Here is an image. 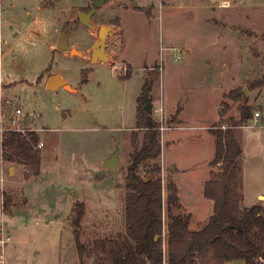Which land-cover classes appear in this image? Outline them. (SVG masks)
<instances>
[{"label":"rangeland","instance_id":"rangeland-1","mask_svg":"<svg viewBox=\"0 0 264 264\" xmlns=\"http://www.w3.org/2000/svg\"><path fill=\"white\" fill-rule=\"evenodd\" d=\"M94 1L0 0V210L11 237L4 264H82L71 221L76 203L85 207L86 246L124 236L131 140L136 133L141 143L136 118L148 102L162 126V156L138 172L163 181L164 226L169 210L201 219L210 213L204 185L221 172L210 164L214 131L229 119L241 124L243 109L250 119L234 128L243 152L241 204L264 206V0H108L92 30L78 16ZM112 25L109 62H93L99 28ZM66 29L79 55L56 48ZM52 75L71 90L48 88ZM145 83L151 100H139ZM1 128L40 135L38 176L27 178L18 166L9 173ZM114 154L116 171L104 166ZM155 163L160 176L144 167ZM172 181L181 210L169 205ZM84 264L97 263L86 256Z\"/></svg>","mask_w":264,"mask_h":264},{"label":"trees","instance_id":"trees-1","mask_svg":"<svg viewBox=\"0 0 264 264\" xmlns=\"http://www.w3.org/2000/svg\"><path fill=\"white\" fill-rule=\"evenodd\" d=\"M88 73V70L82 71L83 82L87 81ZM151 91V84L145 83L139 100H151ZM152 114L144 107L136 118V129L144 135L141 143L136 133L131 140L133 152L126 173L124 236L97 239L86 246L80 232L84 204L76 203L73 208L71 221L81 263L84 264L87 256L95 258L97 264H228L233 261L264 264V206L243 207L241 204L240 158L243 152L234 128L248 122L249 110L243 109L241 124L229 119L231 125L225 130L215 128V157L210 164L221 167V172L218 178L208 180L204 185L205 197L214 202L212 216L201 229L192 230L191 214H172L169 210L166 244L163 181L161 177L147 178L138 172L140 166L157 162L162 156V126ZM226 121L223 119V123ZM39 142L40 135L35 131H6L1 138L3 162L23 167L27 178L38 176L42 165ZM144 167L148 174L160 176L162 173L157 163ZM169 190V205L181 210L173 181Z\"/></svg>","mask_w":264,"mask_h":264},{"label":"water","instance_id":"water-1","mask_svg":"<svg viewBox=\"0 0 264 264\" xmlns=\"http://www.w3.org/2000/svg\"><path fill=\"white\" fill-rule=\"evenodd\" d=\"M108 0H95L93 3V6L88 11L81 12L78 16V21L80 24L88 27L89 29L95 30V26L92 23V18L97 12V9L105 4ZM134 6H137L135 2L132 3ZM68 34L69 30H65L61 36L60 40L56 46L57 49L62 51L70 52V54L73 55H79V52L69 47L68 44ZM113 35L112 27L111 26H101L98 30V39L96 40L95 44L92 48V60L93 62H99L102 61L104 63L109 62L110 60V54L107 52V39ZM156 78L153 77L152 80H155ZM47 87L50 89H58V88H65L67 90H71V87L68 85V83L58 75H52L48 77L47 81ZM246 95L248 94L247 91H245ZM145 109L149 111V113H153V109L151 108V103L148 102L145 106ZM29 115V114H27ZM118 156L117 154L112 155L108 160L104 162V166L108 167L111 170L116 171L118 169ZM11 173L14 172V169L12 168L10 170Z\"/></svg>","mask_w":264,"mask_h":264},{"label":"crops","instance_id":"crops-1","mask_svg":"<svg viewBox=\"0 0 264 264\" xmlns=\"http://www.w3.org/2000/svg\"><path fill=\"white\" fill-rule=\"evenodd\" d=\"M109 1H111L112 3L114 2L115 3V1H119V0H109ZM133 5V4H132ZM138 6V5H137ZM136 7V6H135ZM123 22L121 21V24H122ZM114 27L115 26H113L112 25V32L114 33ZM110 39L111 38H109L108 39V41H107V44H108V47L110 46ZM67 52V51H66ZM83 58H86L85 56H83ZM62 77V76H61ZM6 164V163H5ZM6 166H8V170H9V173L10 174H13L16 170V168H15V166L17 167V165H9V164H6ZM18 167H21V166H18ZM14 169V172L13 173H11L10 172V170L11 169ZM244 189V188H243ZM243 189H242V195H243V199H245V194H244V191H243ZM258 198L260 197V195H258L257 196ZM210 200V199H209ZM210 206H211V211H210V213L207 215V216H205L204 218H197V217H195V215L193 214V213H191V215H192V219H191V223H190V229H192V230H199V229H201L205 224H206V222L209 220V218L212 216V214H213V210H214V202L212 201V200H210ZM167 226V225H166ZM166 226H164L165 228H164V232L166 233L167 232V227ZM164 264H167L166 262L164 263ZM228 264H245L243 261H233V262H230V263H228Z\"/></svg>","mask_w":264,"mask_h":264},{"label":"built area","instance_id":"built-area-1","mask_svg":"<svg viewBox=\"0 0 264 264\" xmlns=\"http://www.w3.org/2000/svg\"><path fill=\"white\" fill-rule=\"evenodd\" d=\"M180 58H181V54L179 53V55H177L176 59L178 60ZM15 113H16L15 114L16 116H20V115H22L23 112H22L21 109H18V110H16ZM255 116H256V118H258L259 114L256 113ZM6 131H8V130L1 128V135H3ZM16 131H23V130H16ZM38 147L42 148L43 147V143H40ZM4 181H5V177H2L1 178V183H4ZM0 213H1L0 214V264H4L6 246H7L8 242L10 241L11 237L8 235V233L5 230V225L6 224H5V222H4L3 218H2V216H3L2 215V210H0Z\"/></svg>","mask_w":264,"mask_h":264},{"label":"flooded vegetation","instance_id":"flooded-vegetation-1","mask_svg":"<svg viewBox=\"0 0 264 264\" xmlns=\"http://www.w3.org/2000/svg\"><path fill=\"white\" fill-rule=\"evenodd\" d=\"M109 38H110V37H109ZM109 38H108V39H109ZM108 39H107V41H108ZM107 47H108V44H107Z\"/></svg>","mask_w":264,"mask_h":264}]
</instances>
